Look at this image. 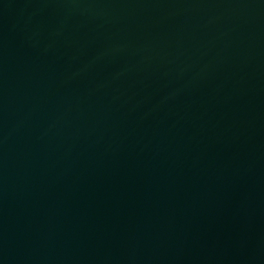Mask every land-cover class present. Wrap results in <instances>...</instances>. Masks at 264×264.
Here are the masks:
<instances>
[{"label":"water","instance_id":"obj_1","mask_svg":"<svg viewBox=\"0 0 264 264\" xmlns=\"http://www.w3.org/2000/svg\"><path fill=\"white\" fill-rule=\"evenodd\" d=\"M0 264H264V0H0Z\"/></svg>","mask_w":264,"mask_h":264}]
</instances>
